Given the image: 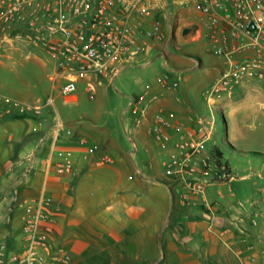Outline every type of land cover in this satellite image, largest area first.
Returning a JSON list of instances; mask_svg holds the SVG:
<instances>
[{"label":"crops","instance_id":"obj_1","mask_svg":"<svg viewBox=\"0 0 264 264\" xmlns=\"http://www.w3.org/2000/svg\"><path fill=\"white\" fill-rule=\"evenodd\" d=\"M201 23L200 40L205 39L209 45L210 29L204 20ZM192 24L181 23V34ZM189 28L192 33L194 28ZM150 64L143 62L144 66ZM219 66L221 76L205 90L207 103L219 106L223 100V106H217V111L233 105L230 103L235 91L241 90L247 81H264L244 79L234 82L229 90L214 92L225 70L224 64ZM174 74L177 71H167L157 83L148 84L137 96L130 97L128 109L124 111L130 119L123 118L126 132L132 129L138 138L151 139L167 159L181 157L182 150L180 138L162 130L158 123L157 118L164 116L163 112H185L188 119L182 125L202 124L206 134L214 131L216 125V119L204 116L201 107L187 100L191 89L182 87L181 78L177 79ZM110 80L85 78L79 81L78 87L83 85L94 97L96 85ZM254 90L264 109V89ZM25 92L29 94L27 98L0 92L41 107L40 115L36 116L31 112L22 114L10 103L3 107L0 116V239L9 254L23 246L24 203L45 194L53 199L50 210L57 233L55 244L70 253L71 264H264V232L253 228L255 219L252 223V214L242 201L234 199L229 182L215 185L207 193V200L219 202L211 214L202 196L185 201L178 184L164 182V176H149L161 154L150 147L146 149L149 155L144 159L148 171L145 173L135 160L137 144L129 135V142L136 145L134 150L107 128L95 123L83 124L73 131L99 145L102 153L110 158V162L99 165L95 157H83L76 144L64 135L55 143L52 119L44 111L46 106L40 104L34 92ZM239 93L242 96L244 92ZM247 94L242 98H248ZM218 95H221L217 98L220 101L214 100L212 96ZM70 98L75 102L78 96L74 94L67 100ZM132 101L134 111L129 108ZM252 108L243 107L240 112L232 110L231 113L234 117L242 113L245 118L252 113ZM38 120L44 121V126L36 133L32 128ZM159 130L166 134L164 141L159 138ZM73 148L74 170L71 175H61L56 162L62 151ZM215 149L218 147L214 146L212 151ZM224 186L228 187L227 195L222 190ZM253 242L258 244L255 246Z\"/></svg>","mask_w":264,"mask_h":264},{"label":"built area","instance_id":"obj_2","mask_svg":"<svg viewBox=\"0 0 264 264\" xmlns=\"http://www.w3.org/2000/svg\"><path fill=\"white\" fill-rule=\"evenodd\" d=\"M171 2L180 11L199 14L210 29L209 50L225 67L214 92L229 90L234 82L244 79L264 80V0ZM169 4L170 0H0V41L12 34L21 38L20 31H28L32 44L42 45L56 59V77L62 83L60 93L68 98L77 92L81 79H115L133 60L154 49L151 40H163V15L167 16L166 27L170 29ZM10 103L22 114L40 115L41 107L0 93V116L3 107ZM129 108L134 111L133 101ZM42 120L33 125L34 132L44 126ZM157 120L162 130L180 138L182 150L181 157L169 158L173 169L166 171L163 181L168 183L175 176L183 180L185 175H196L199 167L196 157L206 153L204 146L210 140V133L206 134L202 124L187 127L163 115ZM159 134L164 141L166 134L163 131ZM62 135L74 142L86 159L95 157L99 165L110 162L99 145L74 133L57 114L53 124L55 143ZM74 154V148L62 151L56 162L59 174H72ZM203 161L206 169L208 161ZM184 189L187 190L182 195L185 201L191 196L205 195L206 190L200 179L186 183ZM52 205L53 199L45 194L24 203L23 246L9 254L0 239V264H71L70 253L55 244L57 233L50 210Z\"/></svg>","mask_w":264,"mask_h":264},{"label":"rangeland","instance_id":"obj_3","mask_svg":"<svg viewBox=\"0 0 264 264\" xmlns=\"http://www.w3.org/2000/svg\"><path fill=\"white\" fill-rule=\"evenodd\" d=\"M169 5L170 24L174 27L175 38L169 40L171 29L166 27L168 19L166 15H163L161 17L164 25L163 42L157 39L151 40L158 46H155V49L146 50L142 57L136 58L126 66L114 80L111 79L110 82L107 81L101 86L96 85L97 92L94 97L91 93L86 92L83 85H80L75 93L78 96L77 101L72 102L74 98L67 100V97L60 93L59 88L62 83L56 77V59L42 45L32 44L27 37L28 31L26 30L20 31L21 38H17V34H12L0 41V92L14 94L22 98L29 96L28 93L26 94V90L34 92L35 97L40 100V104L46 106L44 111L50 120L52 119V124H56L57 114L60 121L74 131L76 128L79 130L83 124L92 125L95 123L98 127L107 128L113 136L123 139L134 150L133 144L129 142V139L132 138L137 144L135 160L145 173L148 171L144 159L148 157L149 153L146 149L150 147L162 157L153 163L152 166L155 168H152L149 176L154 175L156 178H161L165 176L168 169L172 168L171 159H167L166 154L151 139L144 141L138 138L131 129L132 124L131 131L126 132L123 118H127L128 121L130 118L127 114L124 115V111L128 109L130 97L137 96L143 89H146L148 84L157 83L167 71H177L174 77L181 78L182 87L191 89L187 100L201 107L204 116L216 119L214 131L210 132V140L204 146L206 153L196 157L199 160L198 173L194 176L185 175L183 180L175 176V180H172L173 183L179 185L181 198L187 192L184 189L185 184L200 179L205 183L206 188L205 195L201 197L207 204L206 210L215 213L216 204L219 202L207 200V193L215 189V185L229 182L227 184L231 186L235 195L234 199L242 201L249 210L252 214V223L255 219L256 225L253 224V228L264 232V109L260 105L261 101H258L256 97L257 90H254V88L264 89V81H247L241 90L235 91L230 103L233 105L223 107L224 115H222V112L216 109L223 106L224 103L221 102L223 100L220 101L217 98L225 95L212 96L214 100L220 101L219 106L207 103L208 95H205V90L221 76L219 64H223L209 50L206 40H200L202 38L201 17L199 14L180 11V7L172 4L171 0ZM177 17L180 24L194 22L189 26L193 27L194 31L183 37L179 30L180 24L178 26L175 24ZM198 24L200 26H197ZM148 61L151 64L144 66L143 62ZM240 91L244 92L242 96L248 93L249 97L247 94L248 98L243 99ZM243 107H253L252 113L245 118L242 113L237 114L236 117L232 115V110L238 113ZM163 114L167 120L175 123H182L188 119L187 114L183 111L174 112L175 115L172 118L171 112H163ZM214 146H217L222 153V158L216 156L223 164L226 163L231 168L230 172L224 170L216 162L215 151H212ZM203 160L208 161L206 169L202 164ZM177 175L179 176V174ZM222 190L226 195L229 193L227 186L222 187ZM253 244L256 246L258 243L253 242Z\"/></svg>","mask_w":264,"mask_h":264},{"label":"trees","instance_id":"obj_4","mask_svg":"<svg viewBox=\"0 0 264 264\" xmlns=\"http://www.w3.org/2000/svg\"><path fill=\"white\" fill-rule=\"evenodd\" d=\"M214 155H215V157L217 158V163H218V165L223 166L228 172H230L231 169L229 168V166L226 165V163L223 164V163L218 159V157H219V158H222V153H221L218 149H215ZM216 155H217L218 157H217Z\"/></svg>","mask_w":264,"mask_h":264},{"label":"flooded vegetation","instance_id":"obj_5","mask_svg":"<svg viewBox=\"0 0 264 264\" xmlns=\"http://www.w3.org/2000/svg\"><path fill=\"white\" fill-rule=\"evenodd\" d=\"M170 20H171V16H170ZM177 26H178V24H179V20H178V17H177V21H176V23H175ZM172 28V29H171ZM172 30V32H171V30ZM170 32H171V37H170V39L169 40H171L172 38H175V36H174V27H172V25H170ZM179 30H180V28H179ZM169 42V41H168ZM164 55L167 57V54L164 52Z\"/></svg>","mask_w":264,"mask_h":264},{"label":"water","instance_id":"obj_6","mask_svg":"<svg viewBox=\"0 0 264 264\" xmlns=\"http://www.w3.org/2000/svg\"><path fill=\"white\" fill-rule=\"evenodd\" d=\"M172 29V28H171ZM190 31H191V29L189 28V27H186V28H184L183 29V31H182V35L183 36H187L189 33H190ZM171 32H172V30H171ZM159 182V181H158Z\"/></svg>","mask_w":264,"mask_h":264}]
</instances>
